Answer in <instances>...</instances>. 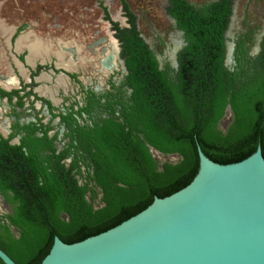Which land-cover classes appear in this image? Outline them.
<instances>
[{
  "label": "trees",
  "instance_id": "obj_1",
  "mask_svg": "<svg viewBox=\"0 0 264 264\" xmlns=\"http://www.w3.org/2000/svg\"><path fill=\"white\" fill-rule=\"evenodd\" d=\"M170 3L186 40L176 69H159L134 28L120 36L131 104L122 103V121L105 117L89 136L96 147L90 154L103 190L101 208L92 209L61 155L43 164L31 149L25 153L21 145L0 138V194L12 206L5 221L0 216V248L17 264H38L54 235L66 243L79 241L187 185L199 166L197 142L211 160L223 164L247 157L257 145L264 152V39L256 58L229 70L223 33L230 0L196 7L187 0ZM227 105L233 118L223 131L218 124ZM148 145L181 159L158 166ZM0 264L5 263L0 259Z\"/></svg>",
  "mask_w": 264,
  "mask_h": 264
},
{
  "label": "flooded vegetation",
  "instance_id": "obj_2",
  "mask_svg": "<svg viewBox=\"0 0 264 264\" xmlns=\"http://www.w3.org/2000/svg\"><path fill=\"white\" fill-rule=\"evenodd\" d=\"M117 1V8L109 7L110 1L100 5L105 34L96 38L94 30V38L87 43L67 36L53 39L43 35L36 27V20L33 21L36 16L28 14L27 17L33 19L26 20L23 16L18 23L9 25L0 18V138L7 139L10 145H21L25 153L31 149L35 159L43 164L52 163L61 155L60 162L85 188L84 196L93 210L101 208L104 202L90 154L96 153V147L89 136L95 131L96 122L100 123L105 117L112 115L122 121V103L131 104L132 88L122 55V32L127 34L134 28L161 70L177 68L178 53L186 44L184 30L168 10L170 0H161L164 7L159 4V11L163 10L159 13L166 14L172 31L166 33L156 22L148 23L159 47L153 36L146 37L141 31L140 13L130 1ZM187 1L195 7L200 4ZM223 36L224 64L229 70L239 69V63L256 58L264 39V0H230ZM231 43L234 65L229 67L226 59ZM96 70L108 74L104 87L96 86ZM232 118L233 113L224 128L219 125L218 128L226 131ZM154 159L158 166L165 162ZM60 216L68 220L65 212ZM11 229L18 235L14 227Z\"/></svg>",
  "mask_w": 264,
  "mask_h": 264
},
{
  "label": "water",
  "instance_id": "obj_3",
  "mask_svg": "<svg viewBox=\"0 0 264 264\" xmlns=\"http://www.w3.org/2000/svg\"><path fill=\"white\" fill-rule=\"evenodd\" d=\"M227 113L230 105L223 117ZM148 147L160 161L181 159ZM196 148L199 166L187 185L79 241L66 243L54 235L38 264H264L261 146L224 164L211 160L198 142ZM0 259L17 264L1 248Z\"/></svg>",
  "mask_w": 264,
  "mask_h": 264
},
{
  "label": "rangeland",
  "instance_id": "obj_4",
  "mask_svg": "<svg viewBox=\"0 0 264 264\" xmlns=\"http://www.w3.org/2000/svg\"><path fill=\"white\" fill-rule=\"evenodd\" d=\"M110 1L109 7L117 8V0H0V18H4L3 22L7 25L18 23L24 16L26 20L33 19L27 17L28 14L36 16V27L38 31L43 32V35L52 36L53 39L59 37H68L77 41H83L87 43L94 37L93 31L96 30V38L105 34V24L102 22V9L101 4ZM132 7L138 11L139 23L141 31L146 37L153 36V32L149 30L148 23H157L158 28L165 29L166 33L172 31L171 22L166 21V14L163 10L159 11V4L161 6L164 3L161 0H129ZM159 1L161 3H159ZM196 3L205 2L208 0H193ZM146 14H143V12ZM151 12V14L147 13ZM160 12V13H159ZM156 20V21H155ZM37 31V32H38ZM166 35L164 40H166ZM155 39V36H153ZM156 46L159 47L158 40H154ZM227 65L232 67L234 65L233 60V46L227 50ZM85 68V67H84ZM89 70L88 66L86 67ZM85 68V69H86ZM84 69V70H85ZM107 73V72H104ZM107 75L99 73L96 70V86L104 87V81ZM229 113L219 121L218 124L221 128H224ZM178 159L172 158L171 162ZM11 211V206L3 201L0 197V214H6Z\"/></svg>",
  "mask_w": 264,
  "mask_h": 264
}]
</instances>
